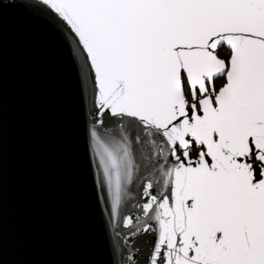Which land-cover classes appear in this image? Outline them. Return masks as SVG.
Wrapping results in <instances>:
<instances>
[{
	"label": "snow or ice",
	"instance_id": "obj_1",
	"mask_svg": "<svg viewBox=\"0 0 264 264\" xmlns=\"http://www.w3.org/2000/svg\"><path fill=\"white\" fill-rule=\"evenodd\" d=\"M22 2L72 45L110 264H264V0Z\"/></svg>",
	"mask_w": 264,
	"mask_h": 264
},
{
	"label": "water",
	"instance_id": "obj_2",
	"mask_svg": "<svg viewBox=\"0 0 264 264\" xmlns=\"http://www.w3.org/2000/svg\"><path fill=\"white\" fill-rule=\"evenodd\" d=\"M71 47L0 0V264H110Z\"/></svg>",
	"mask_w": 264,
	"mask_h": 264
}]
</instances>
